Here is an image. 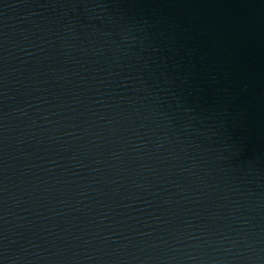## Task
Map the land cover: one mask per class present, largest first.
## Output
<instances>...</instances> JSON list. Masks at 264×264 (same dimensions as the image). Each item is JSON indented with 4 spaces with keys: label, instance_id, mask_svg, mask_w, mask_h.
<instances>
[{
    "label": "water",
    "instance_id": "95a60500",
    "mask_svg": "<svg viewBox=\"0 0 264 264\" xmlns=\"http://www.w3.org/2000/svg\"><path fill=\"white\" fill-rule=\"evenodd\" d=\"M0 264H264V0H0Z\"/></svg>",
    "mask_w": 264,
    "mask_h": 264
}]
</instances>
